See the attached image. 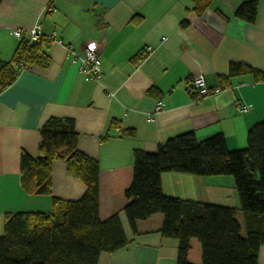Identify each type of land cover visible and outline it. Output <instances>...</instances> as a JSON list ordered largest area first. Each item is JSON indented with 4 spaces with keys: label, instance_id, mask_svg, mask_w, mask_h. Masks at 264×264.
Here are the masks:
<instances>
[{
    "label": "crops",
    "instance_id": "0c3cea01",
    "mask_svg": "<svg viewBox=\"0 0 264 264\" xmlns=\"http://www.w3.org/2000/svg\"><path fill=\"white\" fill-rule=\"evenodd\" d=\"M243 1L213 0L197 16L192 0H2L0 60H11L20 43L13 29L38 21L46 37L55 32L64 44L46 42L47 66L34 64L0 86V237L7 214L46 213L53 197L84 195L86 185L63 161L52 164L51 196L30 195L21 184L22 152L37 158L46 121L70 118L78 149L100 166V218L119 212L129 240L118 251L101 252L97 264H177L178 240L160 232L164 216L139 221L134 234L124 212L129 200L115 195L108 179L134 163L136 149L155 153L184 133L197 141L223 134L229 151L247 146L248 131L264 121V81L252 74L233 77L229 85L224 79L233 62L264 70V0H258L254 23L235 17ZM88 42L99 45L100 82L85 81L68 56L67 46L84 55ZM198 75L225 89L198 100L191 85ZM157 100L163 109L150 121ZM243 104L250 107L246 113ZM162 189L169 197L236 208L242 225L232 176L165 172ZM258 264H264V246Z\"/></svg>",
    "mask_w": 264,
    "mask_h": 264
},
{
    "label": "trees",
    "instance_id": "16d2710c",
    "mask_svg": "<svg viewBox=\"0 0 264 264\" xmlns=\"http://www.w3.org/2000/svg\"><path fill=\"white\" fill-rule=\"evenodd\" d=\"M192 1L200 16L213 0ZM258 7V0H245L235 17L254 23ZM45 45L44 38L32 46L24 39L11 60H0L1 88L17 79L25 54L28 68L47 66ZM245 74L264 81V70L233 62L224 76L226 85ZM40 132L39 156L21 154L24 190L51 196L52 164L63 161L68 174L81 180L86 191L76 201L53 197L50 212L7 214L0 237V264H97L101 252L113 253L129 243L119 212L100 218L99 163L78 149L73 119L51 117ZM134 158L133 164L119 167L108 179L111 191L129 200L124 212L134 234L139 221L162 214V236L179 242L177 264H258L259 249L264 246V121L248 131L247 146L236 151L228 150L223 134L197 141L189 132L168 139L155 153L136 149ZM165 172L232 176L245 234L236 208L166 196Z\"/></svg>",
    "mask_w": 264,
    "mask_h": 264
},
{
    "label": "built area",
    "instance_id": "2783aa9c",
    "mask_svg": "<svg viewBox=\"0 0 264 264\" xmlns=\"http://www.w3.org/2000/svg\"><path fill=\"white\" fill-rule=\"evenodd\" d=\"M13 35L17 38L19 42L22 40H27L28 46H32L39 42L41 39H46L47 44L59 43L64 44L63 40L57 37L56 33H52L49 36H45L41 23L38 21L32 27L27 29L15 28L13 29ZM27 36V38H25ZM68 56L71 61L77 66L79 72L83 74L85 81L87 82H100L103 76L102 61L99 56V45L95 42H88L85 46L84 55L77 54L73 49L67 46ZM149 53L151 48L148 49ZM27 55L23 56V61L19 66L20 73L28 69V65L25 62ZM191 85L195 97L198 100L206 96L218 95L223 91V87L212 88L204 75H198L192 78ZM249 105L243 104L240 107L242 113H246L249 110ZM163 109V101L157 100L153 114L148 116L150 121L155 119L156 114H158Z\"/></svg>",
    "mask_w": 264,
    "mask_h": 264
},
{
    "label": "rangeland",
    "instance_id": "374dc122",
    "mask_svg": "<svg viewBox=\"0 0 264 264\" xmlns=\"http://www.w3.org/2000/svg\"><path fill=\"white\" fill-rule=\"evenodd\" d=\"M242 226H243V234H245L244 221L243 220H242Z\"/></svg>",
    "mask_w": 264,
    "mask_h": 264
}]
</instances>
